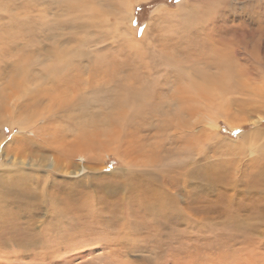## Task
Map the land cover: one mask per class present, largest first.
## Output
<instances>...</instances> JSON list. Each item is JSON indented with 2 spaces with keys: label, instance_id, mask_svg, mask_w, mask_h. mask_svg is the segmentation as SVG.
<instances>
[{
  "label": "rangeland",
  "instance_id": "374dc122",
  "mask_svg": "<svg viewBox=\"0 0 264 264\" xmlns=\"http://www.w3.org/2000/svg\"><path fill=\"white\" fill-rule=\"evenodd\" d=\"M217 63L232 67L236 81L225 83L227 90L206 101L204 111L188 114L196 104L189 103L182 84L188 77L197 84L207 80ZM63 65L70 72L63 82L74 75L69 86L57 83L58 96L72 99L58 115L63 127L80 112L102 118L104 104L126 87L149 84L148 105L158 104V112L132 120L140 132L130 150L148 155L154 147L158 162H174L154 170L126 168L127 145L120 139L108 142L98 160L75 156L66 169L54 160V188L28 186V197L20 198L26 207L4 201L0 217L22 237L4 243L0 230V264H264V193L243 190L264 166V0H0V91L17 68L26 81L49 89L56 86L48 87L51 71ZM22 85L32 89L31 83ZM116 127L112 132L126 134ZM17 132L0 126L2 186L20 163L35 170L31 159L8 152ZM127 173L135 178L128 191ZM228 179L240 183L238 191ZM142 180L175 204L125 211ZM58 187L72 188L59 194L61 200L88 192L105 205L84 218L64 214L58 240H37L53 232L50 225L59 217L50 206ZM84 219L96 225L95 234L77 233ZM235 228L240 234L231 238L227 233ZM121 229L132 239L127 249L115 246L106 253L103 236Z\"/></svg>",
  "mask_w": 264,
  "mask_h": 264
},
{
  "label": "bare ground",
  "instance_id": "6f19581e",
  "mask_svg": "<svg viewBox=\"0 0 264 264\" xmlns=\"http://www.w3.org/2000/svg\"><path fill=\"white\" fill-rule=\"evenodd\" d=\"M217 60L220 61V59ZM68 68V65H63L62 67L51 71V73H53L54 82L48 87H51L53 84L57 87L52 86L49 89H43L44 87L42 86V83L37 80H31L30 82L26 81L27 77L25 73H23V70L17 68L13 72L14 78L0 91V126L9 125L12 128V131H15V129L18 130L17 137L13 140L16 144L7 147L8 152L17 157L20 156L26 159H31L30 162L32 161L34 163L32 168H35L34 171H31L32 169L27 171L24 169L25 164L20 163L12 180L7 185H0V214L2 213V210L5 209L3 204L8 198L10 202L16 201L15 203L19 202L25 206L26 203L24 204V201L22 200L27 196L25 194V189H27L28 186L36 184L37 186H41L43 190H46L47 187H53L52 185H55V183L52 171L58 170V165L54 160L58 159L59 161L65 162V169L72 164V158L75 156H79L80 160L87 161V155L93 154L91 160H96L97 154L105 152L108 142L114 140L118 141L120 139V142L122 141L123 144L127 145V149H125L123 155V162L127 165L126 168L135 166L137 168L154 170L156 167H167L174 162L171 158L167 159L170 164L158 162L155 159L156 150H154V147L150 148L148 155H143L145 153L142 154L138 147L137 151H134V149L130 150V147H134L133 143H138L137 133L140 132V129L132 126V120L136 119L140 114L146 116L155 115L158 112V110H156L158 104L148 105V102L151 101V95L149 96L148 94L150 93L147 92V90L149 91V84L145 86L138 85L126 87L122 92L121 97L116 101L110 102L111 104H104L106 107H104V116L102 118H98L96 115L88 118L86 113L80 112L76 116L73 125L70 124L68 127H63L60 124L58 115L62 117L63 114H61V112L64 113L70 109L68 102L72 99L67 96H58L59 93L57 92V89L59 85L57 83H61L60 86H69L72 84L74 75L70 76L71 79H69V82H63L66 78L62 80L64 76L67 77L70 74ZM236 77L237 73L234 69L229 65H224L222 63H217L215 74L210 75L207 80L201 81L199 84H197L193 78L188 77L186 83L182 84V87L185 90L189 103L191 105H196H192L186 112L194 115V112L200 113L201 111H204L206 109V101L208 102L210 99V101L215 99L214 97L220 91H223L224 93L227 90L225 88V83L230 85V83L236 81ZM22 83H31L32 89H24ZM152 93L154 92L152 91ZM46 101L47 104H45ZM116 126H121V130H126V134L124 133L125 135H122L120 130L112 132L111 129H116ZM26 133H30L31 136H26ZM132 153L134 155L136 154V158L134 157L132 160H127V157ZM125 159L127 161H125ZM50 162L52 163V166H50ZM147 174L148 173H145L146 176L149 175ZM151 177L153 176L150 174L148 178ZM134 180V176L131 173H127V191L133 187L134 184L132 186L130 184L134 182ZM139 182L138 191L134 196L127 198L125 206L122 207L125 211L135 207L139 208L141 211H146L143 208L148 207L150 204L157 203H159L160 208H167V206L175 204L176 200L170 195H167L165 191L158 192L156 190L157 187L151 184L149 185L147 182L145 183L144 180ZM251 182H253V185ZM203 183L204 182H201L197 188L202 189L204 185ZM249 183L251 186H248ZM226 184L230 185L235 191H238L240 188L239 182H232L230 179H228ZM63 188L65 189H60L58 187L59 190L56 191L55 194H52L53 199L50 206L54 209V214H59L57 221H54L50 225V227L53 228V232L49 233L48 236H46V233L44 238L39 235L37 240H58V224L64 214L84 218L87 215H97L99 213V210L97 209L103 208V205H105V203L99 204L97 199L95 200V197L88 192H84L79 197H68L65 200H61L59 194L66 191L70 192L72 189L66 187ZM243 188V190L252 191L253 193H264V166L259 167L250 182H246ZM143 197H149L151 202L144 203L142 201ZM20 198H22V200ZM95 202H97L98 206ZM28 206L31 205L28 204ZM144 213L146 214L148 212ZM11 227H14L12 221H7L0 217V230L4 232L3 240H5V242H2L11 243L13 241H19L17 238L22 237V235L12 231ZM95 227L96 225L85 220L79 227L77 233H82L83 237L93 235L95 234ZM5 230H8V232H5ZM120 232L121 233H118L113 237L104 238L103 236V247L108 249L106 253L112 254L115 252V246H119L120 250H124V248L127 249L126 244L130 243L132 239L128 233L123 232V229H121ZM70 233L72 234V231L67 229V234L70 235ZM227 234L233 238L239 235L240 231L238 228H235ZM29 236L35 238L34 235ZM209 263L211 264L212 262Z\"/></svg>",
  "mask_w": 264,
  "mask_h": 264
}]
</instances>
